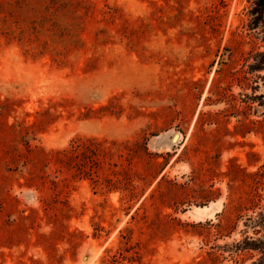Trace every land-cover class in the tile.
<instances>
[{
  "label": "rangeland",
  "instance_id": "1",
  "mask_svg": "<svg viewBox=\"0 0 264 264\" xmlns=\"http://www.w3.org/2000/svg\"><path fill=\"white\" fill-rule=\"evenodd\" d=\"M257 0H0V264H264Z\"/></svg>",
  "mask_w": 264,
  "mask_h": 264
},
{
  "label": "trees",
  "instance_id": "2",
  "mask_svg": "<svg viewBox=\"0 0 264 264\" xmlns=\"http://www.w3.org/2000/svg\"><path fill=\"white\" fill-rule=\"evenodd\" d=\"M256 7L254 6L252 9V14L253 15H258L256 17V21L255 19L253 20L252 24L256 26H258V19H260L259 17H261L264 13V0H257V2L255 3Z\"/></svg>",
  "mask_w": 264,
  "mask_h": 264
}]
</instances>
